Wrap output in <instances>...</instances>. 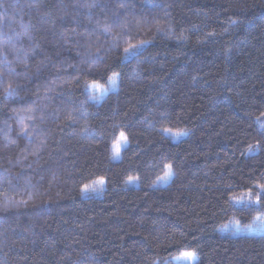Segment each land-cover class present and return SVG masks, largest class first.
Segmentation results:
<instances>
[{"label":"trees","instance_id":"16d2710c","mask_svg":"<svg viewBox=\"0 0 264 264\" xmlns=\"http://www.w3.org/2000/svg\"><path fill=\"white\" fill-rule=\"evenodd\" d=\"M261 112L264 0H0V264H264Z\"/></svg>","mask_w":264,"mask_h":264},{"label":"snow or ice","instance_id":"6c2138e0","mask_svg":"<svg viewBox=\"0 0 264 264\" xmlns=\"http://www.w3.org/2000/svg\"><path fill=\"white\" fill-rule=\"evenodd\" d=\"M145 43H148V41H141L140 44L138 45L137 44L130 45L129 48L124 49V52L126 55H130L134 57L137 54V50L143 47ZM119 75L120 73L112 72L110 76H107V79L111 80L113 84H115L116 78ZM92 83L93 85H98L99 82L96 80H93ZM8 87L11 88L12 87L11 84H9ZM101 90L103 91L106 89H101ZM92 99H99V97L93 94ZM260 117H264V112H261L260 116L257 117L256 119L260 120ZM261 128H264V122L261 123ZM25 131L27 130L25 129ZM165 131L167 132L174 131L176 136L186 134L185 132H182L181 130H173L171 128L165 129ZM128 141H129V138L127 134L123 130H121L119 133V136L113 142V149H114L113 155L118 157L120 155L122 145L127 144ZM249 151L250 152L253 151V148L250 147ZM166 168H167V171L164 173L162 177H158V179L167 180L173 174V166L171 163L167 164ZM134 179H138V177H129L130 181ZM104 184H105V178L100 177L98 180L93 181L91 185L85 184L83 186V191L84 192L95 191L97 190V188H102ZM254 187L259 189V191H257L255 194L253 193L252 187H249L247 191L243 192L241 195H236L235 193H231V201L237 204H243L245 206H264V200H262V194H264V183H257L256 185H254ZM255 219L260 220L261 218L258 216ZM232 223L236 225H240L241 222L240 220L237 219V220H233ZM262 224H264V221H262ZM180 257L195 261L197 258V252L195 249L191 251H183L180 253Z\"/></svg>","mask_w":264,"mask_h":264},{"label":"rangeland","instance_id":"374dc122","mask_svg":"<svg viewBox=\"0 0 264 264\" xmlns=\"http://www.w3.org/2000/svg\"><path fill=\"white\" fill-rule=\"evenodd\" d=\"M116 88H117V79H116L115 84H113V82L111 81L107 87H103L101 85H92L90 90H91L92 96H93V94H95L96 96L99 97V99H93V100L100 101L108 92H110L112 90H116ZM101 89H106V90L102 91ZM165 133H166V135L170 136L174 141H180L181 139H183L187 135V134H184V135L176 136L175 132H167V131ZM126 145L127 144L122 145V149ZM122 149H121V151H122ZM113 152H114V149H113ZM120 157H121V152H120V155L118 157L113 155V158L115 160H119ZM166 171H167V168H166ZM172 176H173V174L167 180L158 179L157 184L158 185H167L171 181ZM131 182L132 183L135 182L138 184V181H136V180H134V181L131 180ZM91 184H89V185H91ZM104 185L102 186V188H97V190H95V191H88V192H84V193L87 195H99L102 193ZM262 221H264V216L258 222L256 221L252 224H248L245 226L230 223V225L227 227V229L225 231L231 232L234 235H254V234L258 235V234L264 233V224H262ZM197 259H198V257L196 258L195 261H192V260H188L186 258L180 257V255H177V256L173 257L170 261L166 262L165 264H195L197 262Z\"/></svg>","mask_w":264,"mask_h":264},{"label":"clouds","instance_id":"9594fccd","mask_svg":"<svg viewBox=\"0 0 264 264\" xmlns=\"http://www.w3.org/2000/svg\"><path fill=\"white\" fill-rule=\"evenodd\" d=\"M179 130V129H178ZM242 194V193H241ZM241 194H239V195H241Z\"/></svg>","mask_w":264,"mask_h":264}]
</instances>
